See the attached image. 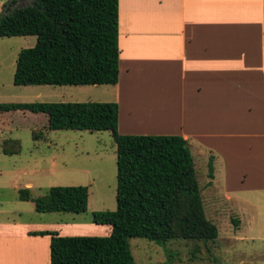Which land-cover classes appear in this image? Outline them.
<instances>
[{"label":"crops","instance_id":"crops-1","mask_svg":"<svg viewBox=\"0 0 264 264\" xmlns=\"http://www.w3.org/2000/svg\"><path fill=\"white\" fill-rule=\"evenodd\" d=\"M117 44V82L78 88L117 103L120 134H177L187 143L217 134V176L251 173L235 168L231 147L258 138L264 153V0H118ZM207 116L217 132L204 129ZM7 188L17 196L16 184L0 185ZM16 200L22 207L0 200V215H16L0 217V264H49L50 237L33 232L111 231Z\"/></svg>","mask_w":264,"mask_h":264},{"label":"trees","instance_id":"trees-1","mask_svg":"<svg viewBox=\"0 0 264 264\" xmlns=\"http://www.w3.org/2000/svg\"><path fill=\"white\" fill-rule=\"evenodd\" d=\"M4 3L0 37L35 36L20 49L14 85L115 84L118 79V0H30ZM43 113L49 130L108 131L115 143V209L91 213V222L108 224L105 236L49 235V264H135L130 237L159 245L183 238L210 241L217 228L204 214L193 158L177 134H120L113 101L0 102V112ZM33 138L38 133L32 132ZM211 168L210 162L208 163ZM87 187L50 186L40 196L28 188L19 200L37 212H84Z\"/></svg>","mask_w":264,"mask_h":264},{"label":"rangeland","instance_id":"rangeland-1","mask_svg":"<svg viewBox=\"0 0 264 264\" xmlns=\"http://www.w3.org/2000/svg\"><path fill=\"white\" fill-rule=\"evenodd\" d=\"M30 0H15L14 6ZM35 36L0 37V102L98 101L96 93L78 85H14L12 74L20 49L34 45ZM103 102V101H102ZM28 110L0 114V185L31 183L30 192L40 196L50 186L87 187L84 212L64 213L79 222H91V213L115 209V143L106 130H49L46 116ZM213 116L204 129L217 132ZM177 119V118H175ZM38 133L33 138L32 132ZM261 139L232 142L235 168L251 173L217 176V134L190 138L196 179L205 217L217 228L210 241L176 238L164 245L143 237H130L129 249L135 264H264V153ZM210 162L211 168L208 163ZM237 170V169H236ZM226 183V184H225ZM18 191V190H17ZM15 196V197H14ZM13 188L0 190V200H11L20 208ZM16 198V199H15ZM18 204V205H17ZM15 217L13 214H1ZM87 236H105L100 229Z\"/></svg>","mask_w":264,"mask_h":264},{"label":"water","instance_id":"water-1","mask_svg":"<svg viewBox=\"0 0 264 264\" xmlns=\"http://www.w3.org/2000/svg\"><path fill=\"white\" fill-rule=\"evenodd\" d=\"M11 0H8V2H10Z\"/></svg>","mask_w":264,"mask_h":264}]
</instances>
